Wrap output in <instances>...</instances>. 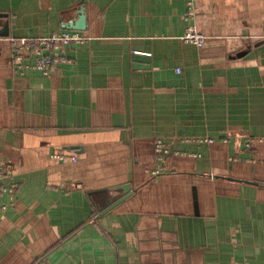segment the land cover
<instances>
[{
	"label": "crops",
	"instance_id": "1",
	"mask_svg": "<svg viewBox=\"0 0 264 264\" xmlns=\"http://www.w3.org/2000/svg\"><path fill=\"white\" fill-rule=\"evenodd\" d=\"M188 1L200 48L181 40ZM0 14L16 186L0 264H264V0H0ZM63 30L90 38L72 64L10 69V37Z\"/></svg>",
	"mask_w": 264,
	"mask_h": 264
},
{
	"label": "built area",
	"instance_id": "2",
	"mask_svg": "<svg viewBox=\"0 0 264 264\" xmlns=\"http://www.w3.org/2000/svg\"><path fill=\"white\" fill-rule=\"evenodd\" d=\"M195 10L192 1L187 2L184 19L188 22L181 40L184 43L195 45L200 48L204 45L205 35L197 29L194 24ZM90 38L75 30H63L53 32L46 36L39 37H10L9 67L14 73H20L27 70H38L43 75H48L57 64H72V59L65 55V51L71 46L84 45ZM31 59L32 62H29ZM179 73V70L176 71ZM188 142L214 143L216 139H188ZM222 139V142H227ZM255 141L248 138L244 142V147L250 148ZM154 152L159 160L171 153L169 145L158 139L154 144ZM177 154V153H176ZM53 159L59 161L77 162L76 155L53 154ZM154 171L153 174H158ZM12 178V168L10 165L0 161V201L5 196H10L16 191L14 184L8 183ZM6 206L0 202V212L4 211Z\"/></svg>",
	"mask_w": 264,
	"mask_h": 264
},
{
	"label": "water",
	"instance_id": "3",
	"mask_svg": "<svg viewBox=\"0 0 264 264\" xmlns=\"http://www.w3.org/2000/svg\"><path fill=\"white\" fill-rule=\"evenodd\" d=\"M7 15L5 14H0V37H3V36H8V23L7 22H3L2 20L4 18H6ZM137 57L139 55H136ZM119 189H123V191H125V195L123 197H121L120 199L116 200L113 204L115 205L116 203L122 201L123 199H125L130 193L129 190H130V187L128 185H124L116 190H119Z\"/></svg>",
	"mask_w": 264,
	"mask_h": 264
}]
</instances>
